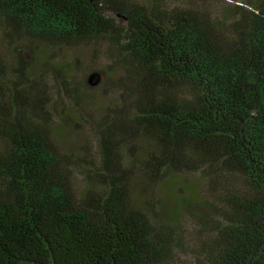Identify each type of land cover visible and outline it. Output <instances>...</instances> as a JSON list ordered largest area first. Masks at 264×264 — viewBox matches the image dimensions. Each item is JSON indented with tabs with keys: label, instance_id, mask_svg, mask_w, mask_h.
<instances>
[{
	"label": "trees",
	"instance_id": "trees-1",
	"mask_svg": "<svg viewBox=\"0 0 264 264\" xmlns=\"http://www.w3.org/2000/svg\"><path fill=\"white\" fill-rule=\"evenodd\" d=\"M231 3L0 0V26L25 37L10 64L0 53V264H167L183 214L199 264H264V0ZM100 43L114 60L83 82L107 75L109 97L83 116L45 55ZM74 119L91 147L59 146ZM186 172L206 212L164 193Z\"/></svg>",
	"mask_w": 264,
	"mask_h": 264
},
{
	"label": "rangeland",
	"instance_id": "rangeland-1",
	"mask_svg": "<svg viewBox=\"0 0 264 264\" xmlns=\"http://www.w3.org/2000/svg\"><path fill=\"white\" fill-rule=\"evenodd\" d=\"M234 0H169V4L184 5L187 2H197L198 5L203 4L215 9V11H221V9H227L231 7V2ZM109 14V13H108ZM4 28L0 26V53L7 60V62H13V56H15V49L20 47L25 42L24 35L20 33L6 34ZM34 44V43H32ZM35 46L40 51L44 49V44L36 43ZM42 52V51H40ZM49 59L58 61L65 70L67 79L78 87L80 94V101L85 106V110L81 113L83 116H88L94 110V106L89 103L93 100L95 103H103L109 97L108 86L105 84L108 81V76L105 75L103 84L102 82L94 87L93 90L85 88L83 79L84 76L92 68H106L114 60V53L110 54V49L107 48L106 43L100 44H81L75 46L58 45L52 50L48 51L45 55ZM10 64V63H9ZM107 74V73H106ZM90 105V106H89ZM91 109V110H90ZM80 116V114H79ZM76 121V119H74ZM77 125L65 126V128L59 134L60 139L58 144L61 148L66 150L78 151L85 144L88 147L92 145L91 134L89 126L82 122H78ZM235 183H239L240 179H236L235 176L231 179ZM77 183H80L77 181ZM204 190V182L198 173L186 172L177 178H172L163 186V191L170 197H181L186 199L192 204L193 210L202 209L206 212L205 208L193 207L196 197ZM146 195V196H145ZM135 200L142 203L144 198L151 197L150 193H145L144 189L136 186L133 191ZM182 228L184 231V239H182V245L176 249L173 253V257L167 264H199L198 258L194 255V245L197 238V233L201 231L190 214H183L182 216Z\"/></svg>",
	"mask_w": 264,
	"mask_h": 264
},
{
	"label": "water",
	"instance_id": "water-1",
	"mask_svg": "<svg viewBox=\"0 0 264 264\" xmlns=\"http://www.w3.org/2000/svg\"><path fill=\"white\" fill-rule=\"evenodd\" d=\"M99 79H100V75L97 73V72H92L88 75V82L91 84V85H95L99 82Z\"/></svg>",
	"mask_w": 264,
	"mask_h": 264
}]
</instances>
